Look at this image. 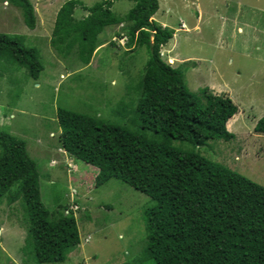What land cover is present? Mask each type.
<instances>
[{
  "label": "rangeland",
  "instance_id": "1",
  "mask_svg": "<svg viewBox=\"0 0 264 264\" xmlns=\"http://www.w3.org/2000/svg\"><path fill=\"white\" fill-rule=\"evenodd\" d=\"M30 1L39 30L25 25L19 7L0 0V33L9 34L25 47H35L43 65L38 78L33 79L11 58L0 57V132L25 142L36 163L47 208L62 212L66 205L64 213L74 214L80 244L58 264H151L142 259L144 211L154 201L115 178L95 186L97 168L59 147L56 118L57 108L65 107L126 124L127 118L114 109L137 97L135 86L148 49L142 45L128 51L126 38L115 35L123 31L122 24L111 25L98 35L89 64L78 60L76 48L63 58L50 41L55 14L67 0ZM79 1L89 7L101 0ZM158 3L151 19L174 30L172 38L161 46L160 57L173 67H181L189 91L202 98L204 92L229 96L238 107L226 122L235 137L230 141L207 140L195 151L264 186V134L254 131L264 114V0ZM132 5L129 0H113L111 10L123 16ZM87 14L78 5L73 17L77 20ZM112 40L115 46L108 44ZM175 143L190 148L187 143ZM24 222L25 209L17 200L8 205L3 197L0 264H55L36 261L26 241Z\"/></svg>",
  "mask_w": 264,
  "mask_h": 264
},
{
  "label": "trees",
  "instance_id": "2",
  "mask_svg": "<svg viewBox=\"0 0 264 264\" xmlns=\"http://www.w3.org/2000/svg\"><path fill=\"white\" fill-rule=\"evenodd\" d=\"M3 1L19 7L25 25L35 27L30 0ZM129 1L133 5L123 16L114 15L113 0L89 7L67 0L55 14L50 43L63 58L76 48L78 60L89 64L98 35L106 26L121 24L123 31L116 36H125L128 51L145 45L149 53L135 86L137 97L114 109L127 123L59 107V147L97 168L95 186L115 178L154 201L144 211V261L264 264V186L195 151L207 140L235 137L226 122L238 107L229 96L204 92L202 98L189 91L181 67L160 57L161 46L174 30L151 19L158 0ZM78 5L88 14L76 20L73 13ZM112 41L108 44L114 45ZM2 56L26 68L33 79L43 70L38 50L19 44L9 34L0 33ZM254 131L264 134V114ZM39 181L25 142L0 132V203L3 197L8 205L17 200L25 209L26 241L38 263H62L80 244L78 224L73 213H64L66 205L62 212L47 208Z\"/></svg>",
  "mask_w": 264,
  "mask_h": 264
},
{
  "label": "crops",
  "instance_id": "3",
  "mask_svg": "<svg viewBox=\"0 0 264 264\" xmlns=\"http://www.w3.org/2000/svg\"><path fill=\"white\" fill-rule=\"evenodd\" d=\"M36 16H37V15H36ZM42 19H43V21H44V16L42 17ZM38 20H39V18H38ZM38 20H37V21H38ZM45 25L48 26V22H47ZM34 28L37 29V30H39V28H37V23H36V25H35ZM34 28H33L32 30H35ZM115 35H116V34H115Z\"/></svg>",
  "mask_w": 264,
  "mask_h": 264
},
{
  "label": "clouds",
  "instance_id": "4",
  "mask_svg": "<svg viewBox=\"0 0 264 264\" xmlns=\"http://www.w3.org/2000/svg\"><path fill=\"white\" fill-rule=\"evenodd\" d=\"M3 4H5V5L7 4V6H8V2H7V1H3ZM9 6H10V5H9ZM28 28H29V27H28ZM116 37H117V36H116ZM124 37H125V36H122V37H120V38L118 37V39H122V38H124Z\"/></svg>",
  "mask_w": 264,
  "mask_h": 264
},
{
  "label": "bare ground",
  "instance_id": "5",
  "mask_svg": "<svg viewBox=\"0 0 264 264\" xmlns=\"http://www.w3.org/2000/svg\"><path fill=\"white\" fill-rule=\"evenodd\" d=\"M184 27V26H183Z\"/></svg>",
  "mask_w": 264,
  "mask_h": 264
}]
</instances>
